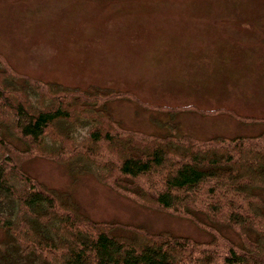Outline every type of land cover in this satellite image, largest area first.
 Wrapping results in <instances>:
<instances>
[{
    "label": "trees",
    "instance_id": "trees-1",
    "mask_svg": "<svg viewBox=\"0 0 264 264\" xmlns=\"http://www.w3.org/2000/svg\"><path fill=\"white\" fill-rule=\"evenodd\" d=\"M116 97L141 102L126 90L32 76L0 54V264H264V129L207 138L174 124L164 134L144 132L108 110ZM141 103L170 115L188 107ZM192 110L264 123L229 109ZM36 156L91 173L208 235L93 219L68 191L25 170Z\"/></svg>",
    "mask_w": 264,
    "mask_h": 264
},
{
    "label": "rangeland",
    "instance_id": "rangeland-1",
    "mask_svg": "<svg viewBox=\"0 0 264 264\" xmlns=\"http://www.w3.org/2000/svg\"><path fill=\"white\" fill-rule=\"evenodd\" d=\"M0 54L17 70L68 86L132 92L141 102L187 108L170 115L116 97L128 128L197 138L251 135L229 109L264 117V0H0ZM24 168L68 191L89 217L206 239L190 219L127 198L91 173L36 156ZM232 237L235 235L227 228Z\"/></svg>",
    "mask_w": 264,
    "mask_h": 264
}]
</instances>
